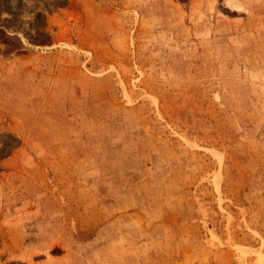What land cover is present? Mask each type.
<instances>
[{
  "label": "rangeland",
  "instance_id": "374dc122",
  "mask_svg": "<svg viewBox=\"0 0 264 264\" xmlns=\"http://www.w3.org/2000/svg\"><path fill=\"white\" fill-rule=\"evenodd\" d=\"M0 264H264V0H0Z\"/></svg>",
  "mask_w": 264,
  "mask_h": 264
}]
</instances>
